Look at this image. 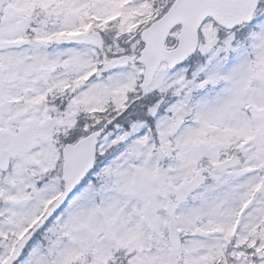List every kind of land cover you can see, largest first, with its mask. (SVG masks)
<instances>
[{
    "label": "snow or ice",
    "instance_id": "1",
    "mask_svg": "<svg viewBox=\"0 0 264 264\" xmlns=\"http://www.w3.org/2000/svg\"><path fill=\"white\" fill-rule=\"evenodd\" d=\"M0 264H264V0H0Z\"/></svg>",
    "mask_w": 264,
    "mask_h": 264
}]
</instances>
